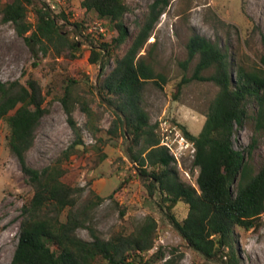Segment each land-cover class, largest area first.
I'll list each match as a JSON object with an SVG mask.
<instances>
[{
    "label": "trees",
    "instance_id": "trees-1",
    "mask_svg": "<svg viewBox=\"0 0 264 264\" xmlns=\"http://www.w3.org/2000/svg\"><path fill=\"white\" fill-rule=\"evenodd\" d=\"M169 5L170 0H155L131 46L123 57L114 58V68L98 88L102 101L115 114L106 133L111 138L122 135L128 140L127 156L147 178L150 195L156 191L164 194L169 210L181 202L188 205L183 221L173 214L169 218L190 249L207 261L242 264L236 247L237 231L249 232L261 226L264 162L255 172L251 159L257 138H253L246 151H239L234 148L233 137L238 128L244 127L250 102L257 106L255 129L264 132V55L258 65L246 68L231 62L217 43L199 35L190 39L185 65L195 57L199 62L192 78H184L178 84L177 93L195 80L212 82L219 92L210 104L199 135L179 125L194 148L193 165L199 169L195 187L183 183L174 166L175 158L156 132L158 124L150 123L142 106L148 83L160 85L158 79L166 83L140 53ZM29 6L35 9L34 25L28 22ZM82 7L101 20H108L118 33L111 43L92 46L89 62L100 64L102 76L115 51L130 39L124 23L128 5L126 0H84ZM0 14L4 23L14 25L36 59L40 53L46 56L52 51L75 59L81 51L79 42L64 33L58 17L49 8L35 6L34 0H13L0 7ZM207 71L211 74L204 76ZM78 87L79 82L70 80L60 99L74 142L53 165L36 169L29 166L26 154L47 114L42 87L31 78L25 83L0 80V121L9 127L10 150L33 188V195L22 210L19 243L11 264H136L155 246L158 225L153 217H147L130 234L116 233L109 239L102 238L92 226V213L103 198L91 191L83 200L86 188L65 181V163L84 146L83 130L74 116L77 108L85 114L86 130L93 137L104 131L98 126V114L89 99L77 91ZM80 229L88 230L92 240L79 237ZM155 256L162 258L163 254L158 252ZM165 264H176V259L171 258Z\"/></svg>",
    "mask_w": 264,
    "mask_h": 264
},
{
    "label": "rangeland",
    "instance_id": "rangeland-1",
    "mask_svg": "<svg viewBox=\"0 0 264 264\" xmlns=\"http://www.w3.org/2000/svg\"><path fill=\"white\" fill-rule=\"evenodd\" d=\"M12 1L0 0V7ZM83 1L34 0L35 6L49 8L58 17L64 33L79 42L81 51L75 59L66 53L58 56L53 51L46 56L40 53L36 59L14 25L4 23L0 14V80L25 83L30 78L35 79L46 98L47 114L36 131L34 145L26 154L27 163L36 169L53 165L74 142L60 99L70 80L79 82L77 91L89 99L98 114V126L104 131L99 137H93L86 130L85 114L77 108L74 116L83 130L84 146L65 163V181L86 188L83 200L91 191L103 198L92 213V226L102 238L109 239L116 233L130 234L147 217H153L158 225L155 246L136 264H165L171 258L176 259V264H218L190 249L171 223V214L179 221L186 218L188 205L181 202L169 210L164 194L156 191L150 195L147 178L127 156L128 140L122 135L111 138L106 133L115 114L102 101L98 88L114 68V58L123 57L131 46L155 0H126L128 12L124 23L130 39L115 51L102 76L100 64L89 62L92 46L111 43L118 33L108 20L86 12ZM28 22L36 23L34 6H29ZM194 35L217 43L235 64L241 63L246 68L258 65L264 55V0H170L140 53L155 72L166 79V83L158 79L160 85L154 82L146 85L142 106L150 123L158 124L156 132L162 145L175 158L179 179L195 187L199 169L193 165L194 148L184 138L179 125L199 135L219 88L212 82L195 80L177 93L178 84L184 78H192L199 62L195 57L185 65L189 58L188 43ZM210 74L211 71L203 73L204 76ZM256 111V103L250 102L248 118L244 127L236 130L233 145L236 150L246 151L253 138L258 139L251 159L258 172L264 162V132L255 129ZM9 134L6 122L0 121V264H11L13 260L19 243L22 210L33 195V188L10 150ZM77 233L86 241L92 240L86 229ZM236 242L242 264H264V213L258 229L237 231ZM158 252L164 259L155 256Z\"/></svg>",
    "mask_w": 264,
    "mask_h": 264
}]
</instances>
